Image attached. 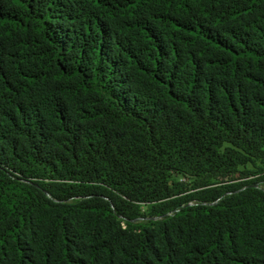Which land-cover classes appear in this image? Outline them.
<instances>
[{
  "label": "trees",
  "instance_id": "obj_1",
  "mask_svg": "<svg viewBox=\"0 0 264 264\" xmlns=\"http://www.w3.org/2000/svg\"><path fill=\"white\" fill-rule=\"evenodd\" d=\"M0 264H264V0H0Z\"/></svg>",
  "mask_w": 264,
  "mask_h": 264
},
{
  "label": "built area",
  "instance_id": "obj_2",
  "mask_svg": "<svg viewBox=\"0 0 264 264\" xmlns=\"http://www.w3.org/2000/svg\"><path fill=\"white\" fill-rule=\"evenodd\" d=\"M251 177H253V176H251ZM254 186L258 187V188H261V185H258V184H255Z\"/></svg>",
  "mask_w": 264,
  "mask_h": 264
}]
</instances>
